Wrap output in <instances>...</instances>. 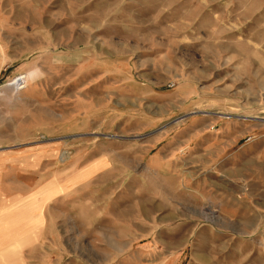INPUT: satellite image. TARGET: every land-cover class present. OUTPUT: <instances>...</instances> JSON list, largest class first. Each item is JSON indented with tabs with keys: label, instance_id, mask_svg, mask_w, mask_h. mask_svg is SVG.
Returning <instances> with one entry per match:
<instances>
[{
	"label": "rangeland",
	"instance_id": "374dc122",
	"mask_svg": "<svg viewBox=\"0 0 264 264\" xmlns=\"http://www.w3.org/2000/svg\"><path fill=\"white\" fill-rule=\"evenodd\" d=\"M20 75L27 86L0 97L15 122L0 125V170L58 171L64 184L97 172L64 187L45 264H187L189 251L166 249L241 228L165 221L191 214L167 185L154 208L140 195L136 178L149 183L158 152L193 167L183 149L166 150L184 132L224 136L222 170H248L237 203L264 199L250 189L264 183V0H0V88ZM209 120L219 122L199 128ZM258 226L236 237L239 261L264 264Z\"/></svg>",
	"mask_w": 264,
	"mask_h": 264
},
{
	"label": "crops",
	"instance_id": "0c3cea01",
	"mask_svg": "<svg viewBox=\"0 0 264 264\" xmlns=\"http://www.w3.org/2000/svg\"><path fill=\"white\" fill-rule=\"evenodd\" d=\"M0 90V97L8 93L13 96L18 94L9 86H3ZM2 111L10 110L0 105V112ZM6 115L4 117L3 114L0 125L13 128L14 120L9 114ZM217 121L209 120L198 125L199 128L216 126ZM223 138L219 134L185 132L182 136H173L172 145L166 146V150L183 149L188 154V165L193 164V167L176 170L174 160L167 157L165 162V152L161 151L150 161L153 170H145L152 175L149 183L143 178L144 173L136 178L143 190L140 195L146 200L151 199L149 204L152 208L159 206L157 198L163 185L171 187L173 198L179 200L181 196L183 200H188L191 206L188 218L168 213L165 221L184 224L243 223L237 230L236 227H230L225 230L217 228L197 231L193 237L196 239L193 246L184 244L183 247L166 249L165 253L168 255L181 257L189 251L187 264H249L245 253L242 254L244 260L238 259L236 237L241 230L246 233L250 229L249 232H252L262 226H258L260 223L264 226V199L259 205L249 202L239 204L236 201L239 175L247 174L248 170H222ZM89 171L76 172L69 183L64 184L62 172L58 171L54 172V178L48 179L47 172L42 170H0V264H45L48 248L51 246L49 249L52 251V245L57 244L56 224L61 222L64 187L71 188L72 192L79 184L91 182L92 174L97 172ZM251 187L252 190L263 191L264 183H253ZM137 196L139 197L138 194ZM136 205H141V202ZM197 206L203 207V211L194 209ZM186 228L183 226V229ZM203 239L210 242L206 243ZM210 250L215 252L210 253ZM253 252L255 257H262L261 252L254 249ZM179 260L177 258L170 264H180Z\"/></svg>",
	"mask_w": 264,
	"mask_h": 264
},
{
	"label": "built area",
	"instance_id": "2783aa9c",
	"mask_svg": "<svg viewBox=\"0 0 264 264\" xmlns=\"http://www.w3.org/2000/svg\"><path fill=\"white\" fill-rule=\"evenodd\" d=\"M27 82H28L27 76L20 75L16 77L15 79H13L7 85L14 88V90L16 91H21L27 86Z\"/></svg>",
	"mask_w": 264,
	"mask_h": 264
}]
</instances>
